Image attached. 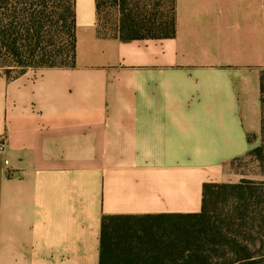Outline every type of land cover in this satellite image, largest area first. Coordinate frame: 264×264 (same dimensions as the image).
Masks as SVG:
<instances>
[{
	"label": "crops",
	"instance_id": "0c3cea01",
	"mask_svg": "<svg viewBox=\"0 0 264 264\" xmlns=\"http://www.w3.org/2000/svg\"><path fill=\"white\" fill-rule=\"evenodd\" d=\"M75 3L74 66L0 69V264H100L103 217L200 214L205 183L264 181L232 165L259 144L264 0H176L174 37L128 42Z\"/></svg>",
	"mask_w": 264,
	"mask_h": 264
},
{
	"label": "trees",
	"instance_id": "16d2710c",
	"mask_svg": "<svg viewBox=\"0 0 264 264\" xmlns=\"http://www.w3.org/2000/svg\"><path fill=\"white\" fill-rule=\"evenodd\" d=\"M141 1L95 0L98 35L124 42L174 37L176 0H166L169 14L160 17L149 16ZM109 10L116 19L107 33ZM76 45L75 0H0V69L8 79L29 69L72 67ZM259 82V144L244 159H254L264 176V67ZM167 218L180 233L154 243L136 238L140 218L103 217L100 264H264V182L205 183L200 214Z\"/></svg>",
	"mask_w": 264,
	"mask_h": 264
},
{
	"label": "rangeland",
	"instance_id": "374dc122",
	"mask_svg": "<svg viewBox=\"0 0 264 264\" xmlns=\"http://www.w3.org/2000/svg\"><path fill=\"white\" fill-rule=\"evenodd\" d=\"M141 4L143 7H146L145 10L147 11V14L149 16L156 15L157 17H160L163 15L169 14V3L166 0H142ZM106 18L110 21V24L108 26L109 29H107L108 32H112V29L114 28V22L116 19L115 11L109 10L107 12ZM235 168L237 170H240L241 172H244L246 174H249L251 178L254 177V174H257L259 172L258 164L257 162L252 158L243 159L239 162H237ZM256 182H260L258 180L254 179H248ZM264 182V181H261ZM163 222V223H162ZM146 221L143 224H137L136 228L134 229L136 238L138 237L141 241L146 242H160L165 239L164 237L169 235H176L180 233V230H175V227H171L169 224H173L172 221Z\"/></svg>",
	"mask_w": 264,
	"mask_h": 264
},
{
	"label": "built area",
	"instance_id": "2783aa9c",
	"mask_svg": "<svg viewBox=\"0 0 264 264\" xmlns=\"http://www.w3.org/2000/svg\"><path fill=\"white\" fill-rule=\"evenodd\" d=\"M2 149H3V139L1 138L0 139V151H2Z\"/></svg>",
	"mask_w": 264,
	"mask_h": 264
}]
</instances>
